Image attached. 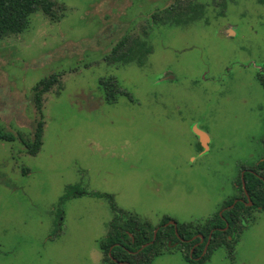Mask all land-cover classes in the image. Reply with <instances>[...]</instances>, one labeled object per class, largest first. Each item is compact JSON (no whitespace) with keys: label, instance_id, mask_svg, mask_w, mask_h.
<instances>
[{"label":"rangeland","instance_id":"374dc122","mask_svg":"<svg viewBox=\"0 0 264 264\" xmlns=\"http://www.w3.org/2000/svg\"><path fill=\"white\" fill-rule=\"evenodd\" d=\"M51 1L55 18L38 11L0 41L6 130L31 136L32 87L57 76L39 152L0 141V264H101L118 214L204 226L239 196L241 169L264 160V0ZM175 3L199 6L186 12L197 20L152 22ZM123 35L151 47L141 67L106 60ZM109 77L129 95L107 103ZM195 129L210 137L201 152ZM234 237L202 264H264V210ZM184 251L167 246L151 264H194Z\"/></svg>","mask_w":264,"mask_h":264},{"label":"trees","instance_id":"16d2710c","mask_svg":"<svg viewBox=\"0 0 264 264\" xmlns=\"http://www.w3.org/2000/svg\"><path fill=\"white\" fill-rule=\"evenodd\" d=\"M52 6L53 3L51 0H0V41L11 35H19L26 31L29 27L31 16L38 11H42L45 15L55 18ZM177 6L178 5L175 3L165 9L166 17L162 16L159 18L158 14H152V22L161 21L163 25L176 22L179 24L188 17L186 15L187 10L191 12L190 15L193 13L192 16H196V10L199 8V6L192 4L187 7V10L185 9V11L182 10L179 12V10L176 9ZM193 20L197 19L191 17L187 18L186 23ZM151 53L152 49L145 38L123 35L111 46L110 52L105 58L112 63H120L123 65L133 63L141 67ZM260 81H264V76L261 77ZM55 82H57V76L51 74L41 79L32 87V101L37 120L35 121V127L31 132V136L23 140L24 138H22L20 133L15 134L12 131L6 130L0 124V141L13 142L19 139L26 153L29 155L33 156L39 152L42 146L44 126L41 97ZM99 82L104 91V99L107 103H113L118 95H129L121 89L114 77L102 79ZM257 168H264V161L257 165ZM243 180L247 193L254 203V206H259L261 210H264V187L262 182L250 172L244 173ZM81 194L82 193H80V195ZM73 195H75L74 189L69 188L66 190V195L63 199ZM231 203L232 201L230 200L226 204ZM242 208L243 205L237 203L233 209L225 212L224 215L226 217L228 215L231 217L234 214L239 215ZM113 210L116 212L115 209ZM168 220L169 219L166 218L157 227H152L134 216L130 215L129 217H124V215L118 214L115 216L114 221L110 223L107 235L99 243L100 251L104 255V260L101 264H151V260L154 256L160 254L163 249L169 246L168 244L178 242L179 237L187 241L190 240L196 232H199L206 239L211 229L214 231L212 233L210 246L207 254L199 262L208 259L214 251V248L224 247L230 252L234 247V242L227 237L231 235V230L236 225V220H234V218H232V221L229 219L226 220L228 223V230L226 232H220L214 229L225 227V222L218 216V213L208 219L206 223H203L205 225L202 227L207 226L208 231L200 230L201 227L195 225L177 223V233H175L174 226H163ZM193 227L197 228V230H193ZM155 229L158 230L155 238H153V231ZM180 245L187 251L185 255L186 260L190 261L188 251L190 247H192L193 241L184 242ZM202 246L203 245H200L198 249L194 250V256L200 255Z\"/></svg>","mask_w":264,"mask_h":264},{"label":"flooded vegetation","instance_id":"af4514ba","mask_svg":"<svg viewBox=\"0 0 264 264\" xmlns=\"http://www.w3.org/2000/svg\"><path fill=\"white\" fill-rule=\"evenodd\" d=\"M187 24V23H186ZM233 35V33H232ZM231 35V36H232ZM264 76V66H263V71L260 72L257 74V78L259 80V83L261 84V86L263 87L264 89V81L261 82L260 79L261 77ZM195 133L198 137V147H199V150L200 152L205 150L207 148V145H208V141L210 139L209 135L205 132V131H200V130H197L195 129ZM264 161V160H263ZM262 161V162H263ZM261 162V163H262ZM260 164V163H259ZM258 164V165H259ZM254 168V169H253ZM245 172H250V173H253L263 184V187H264V168H257V166L255 167H251V168H242L241 169V175L239 176L238 178V181H237V185L240 189V194L239 196H236V197H233L231 198L230 200L232 201L231 204H226L228 201H226L223 206L221 207L220 211L217 212L218 213V216L225 222V227L224 228H214V229H217L219 230L220 232H226L228 230V223H227V219H229L230 221H232V218H234V220H236V225L235 227H233V229L231 230V235L227 236L229 240H231L232 242H234V245L236 244L237 242V239L234 237V236H238L241 232V230L246 226L247 224V221L250 220L252 218V213H253V210H258V211H262L261 208L259 206H254V203L251 201L250 199V196L249 194L247 193V190L245 188V182L243 180V176H244V173ZM244 184V185H243ZM237 203H241L243 205V208L240 210L241 213L238 215V214H234L230 217V215H228L227 217L224 215L225 212L231 210L234 208V206L237 204ZM254 207V208H253ZM169 219V218H168ZM177 224V223H176ZM164 227L166 226H170V225H163ZM173 226V225H171ZM207 226L206 227H201L200 230H204V231H208L207 230ZM156 230V233H157V230L158 229H155ZM154 230V231H155ZM175 230V229H174ZM193 230H197V228L193 227ZM154 231H153V234H154ZM176 231H177V228H176ZM175 231V233H177ZM213 229H211L209 231V234H208V237L205 239V237L199 233V232H196L190 240H184L182 238H178V242L174 243V244H168L169 246L168 247H172L174 245H180L184 242H192L193 241V245L192 247H190L188 253H189V259H190V263H194V264H202L204 263L205 261H207L208 259L204 260L203 262H199L206 254H207V251H208V248L210 246V243H211V239H212V233H213ZM156 233L153 235V238H155V235ZM177 235V234H176ZM178 237V236H177ZM198 240V241H196ZM200 245H203L202 246V249H201V252H200V255H195L194 256V250L198 249V247ZM181 246V245H180ZM182 247V246H181ZM217 248H221V247H217ZM217 248H214V251L217 249ZM234 248V247H233ZM233 250V249H232ZM232 252V251H230ZM131 253H134V252H131ZM185 255H186V250L184 251ZM210 257V256H209ZM188 261V260H187Z\"/></svg>","mask_w":264,"mask_h":264},{"label":"water","instance_id":"95a60500","mask_svg":"<svg viewBox=\"0 0 264 264\" xmlns=\"http://www.w3.org/2000/svg\"><path fill=\"white\" fill-rule=\"evenodd\" d=\"M244 185V184H243ZM166 225H173L174 226V229L176 231V228H177V224L176 222H173V221H170V223L166 224ZM156 233V230L154 231V234Z\"/></svg>","mask_w":264,"mask_h":264}]
</instances>
